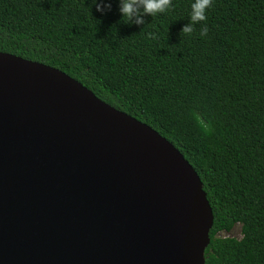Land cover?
<instances>
[{
	"label": "trees",
	"instance_id": "16d2710c",
	"mask_svg": "<svg viewBox=\"0 0 264 264\" xmlns=\"http://www.w3.org/2000/svg\"><path fill=\"white\" fill-rule=\"evenodd\" d=\"M94 2L0 0V52L62 71L182 154L213 215L204 264H264V0H213L192 36L194 0L139 26L120 0L103 14ZM235 225L239 240L218 236Z\"/></svg>",
	"mask_w": 264,
	"mask_h": 264
},
{
	"label": "water",
	"instance_id": "95a60500",
	"mask_svg": "<svg viewBox=\"0 0 264 264\" xmlns=\"http://www.w3.org/2000/svg\"><path fill=\"white\" fill-rule=\"evenodd\" d=\"M182 154L45 64L0 52V264H204Z\"/></svg>",
	"mask_w": 264,
	"mask_h": 264
},
{
	"label": "clouds",
	"instance_id": "9594fccd",
	"mask_svg": "<svg viewBox=\"0 0 264 264\" xmlns=\"http://www.w3.org/2000/svg\"><path fill=\"white\" fill-rule=\"evenodd\" d=\"M96 11L103 14L111 9V0H95ZM172 0H120L119 11L122 19L127 23L137 26L145 23L144 17H156L158 14H164L173 9ZM213 7V0H194L190 5V22L185 24L181 29V33L192 36L196 31L195 26L207 21V12ZM208 27L200 29V36L204 37L208 34ZM148 39H156L153 32L147 34ZM192 118L204 136H209L213 132L212 124L206 120L200 113L192 112Z\"/></svg>",
	"mask_w": 264,
	"mask_h": 264
},
{
	"label": "rangeland",
	"instance_id": "374dc122",
	"mask_svg": "<svg viewBox=\"0 0 264 264\" xmlns=\"http://www.w3.org/2000/svg\"><path fill=\"white\" fill-rule=\"evenodd\" d=\"M218 236L223 238H235L239 240L241 238L240 225H235L229 232H220Z\"/></svg>",
	"mask_w": 264,
	"mask_h": 264
}]
</instances>
